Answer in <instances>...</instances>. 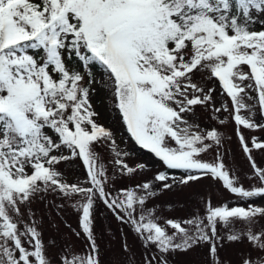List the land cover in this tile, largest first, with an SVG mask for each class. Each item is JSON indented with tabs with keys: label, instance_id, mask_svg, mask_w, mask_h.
Masks as SVG:
<instances>
[{
	"label": "snow or ice",
	"instance_id": "obj_1",
	"mask_svg": "<svg viewBox=\"0 0 264 264\" xmlns=\"http://www.w3.org/2000/svg\"><path fill=\"white\" fill-rule=\"evenodd\" d=\"M94 91L157 159L152 176L115 187L117 174L131 180L147 165L130 166L97 122ZM197 107L211 109L207 125ZM212 121L233 126L247 172L226 163L231 136ZM257 131L264 133V0H0V264H53L49 247L59 248L55 264H101L100 204L121 225L123 253H131L124 226L139 240L142 264H169L170 255L197 248L204 264H223L225 243L245 245L236 264H264V204L256 203L264 166L253 155L264 154V137L245 134ZM77 162L86 175L69 179L60 165ZM203 178L229 198L205 201L186 218L149 206L160 192ZM35 202L57 217L71 208L77 228L61 218L70 233L61 239L75 236L83 247L46 243ZM49 226L60 232L51 217ZM126 264H136L134 255Z\"/></svg>",
	"mask_w": 264,
	"mask_h": 264
},
{
	"label": "rangeland",
	"instance_id": "obj_2",
	"mask_svg": "<svg viewBox=\"0 0 264 264\" xmlns=\"http://www.w3.org/2000/svg\"><path fill=\"white\" fill-rule=\"evenodd\" d=\"M218 93L219 89L217 88V94ZM102 97L103 92L94 91L92 94L93 107L99 113L97 122L110 130L115 135L116 141L120 148L129 153V155L125 157V160L130 166H135L138 163H144L147 165V171L135 176L131 180L128 178H122L118 174L115 176L114 184L116 188L134 185L135 183L152 176L160 168V164L151 153L147 152V150L140 149L139 146L131 140L126 128L122 122L118 121L117 114L111 109L110 104L107 108L104 107V104L107 102H102ZM217 106H219V100L217 102ZM196 113L202 125H207L209 123L211 109L206 112L203 109L197 107ZM212 123L220 128L222 132L231 136V139L226 140L224 143V150L228 153L226 155V163L230 164L236 169L241 170V174L247 172L248 162L243 156L236 137L232 134L233 126L225 125L221 127L217 121H212ZM245 134L249 136L256 135L259 137H264V133L259 131L246 132ZM97 150L111 170L112 165L108 163L111 159V153L103 146L98 147ZM253 155L257 163L261 166H264V154L254 150ZM205 158L211 159V155ZM60 167L66 170V175L69 179H71L73 176L86 175L83 171V168L79 166V162H77V166L71 168H65V165L63 164H61ZM174 174L179 175L180 173L176 172ZM245 186H247L246 181ZM228 198L229 194L219 185L213 183L208 178H203L199 182H190L189 186L187 187L174 190H164L160 192L155 198L149 201V206H155L156 214L165 218H186L190 213L197 210V206L202 205L205 201L210 200L213 204H219ZM51 199L52 197H49V200ZM57 203H59V201H57ZM256 203L264 204V200L257 199ZM31 207L38 216L44 217L43 236L46 243L50 237H54L58 245L62 246L65 243H72L77 248L83 247L85 242L83 240L77 239L75 236H72L70 241L61 239L63 234L70 235L68 229L65 228L64 224L61 222V218L63 221H66L68 224H70L72 228H77V216L71 208L63 211L61 217H57L55 212L45 209L44 204L41 202H35ZM49 217L59 224V233L55 232L54 229L49 226ZM109 228L111 229V232L107 231ZM120 229L121 225L118 224L112 214L108 212L102 204L98 205L95 230L97 233V242L99 243L101 249V264H113L114 261L119 262V264H126L128 255H134L136 264H142V257L145 254V250L142 248L139 240L129 232L127 226L123 227V232L127 234V243L131 249V253L125 254L121 251ZM113 234L115 235V239L112 238ZM244 247V244L237 243L229 245L225 243L219 249V256L223 261V264H236L241 250ZM58 253V247L48 248V256L53 260V264H55ZM168 259L169 264H204L205 253L204 249L197 248L188 252H177L170 255Z\"/></svg>",
	"mask_w": 264,
	"mask_h": 264
}]
</instances>
